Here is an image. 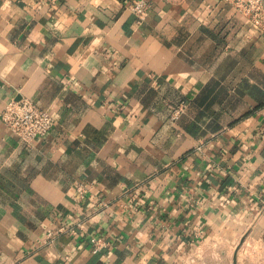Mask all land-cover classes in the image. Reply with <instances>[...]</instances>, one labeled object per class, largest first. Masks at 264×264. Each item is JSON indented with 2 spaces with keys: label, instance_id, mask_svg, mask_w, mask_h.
<instances>
[{
  "label": "crops",
  "instance_id": "0c3cea01",
  "mask_svg": "<svg viewBox=\"0 0 264 264\" xmlns=\"http://www.w3.org/2000/svg\"><path fill=\"white\" fill-rule=\"evenodd\" d=\"M12 98L53 125L0 118V264H264V27L224 0H0Z\"/></svg>",
  "mask_w": 264,
  "mask_h": 264
},
{
  "label": "built area",
  "instance_id": "2783aa9c",
  "mask_svg": "<svg viewBox=\"0 0 264 264\" xmlns=\"http://www.w3.org/2000/svg\"><path fill=\"white\" fill-rule=\"evenodd\" d=\"M224 1L240 14L247 16L256 27H264V0ZM130 9L139 20L143 18L145 4L142 1L131 4ZM183 109V106L175 107L171 118L175 119ZM0 118L8 132L25 144H30L36 137L45 135L53 125V118L50 113L28 98L9 99L0 114ZM261 212L264 213V203ZM93 242L95 249L101 246L99 239H93Z\"/></svg>",
  "mask_w": 264,
  "mask_h": 264
},
{
  "label": "clouds",
  "instance_id": "9594fccd",
  "mask_svg": "<svg viewBox=\"0 0 264 264\" xmlns=\"http://www.w3.org/2000/svg\"><path fill=\"white\" fill-rule=\"evenodd\" d=\"M100 0H93V3H99Z\"/></svg>",
  "mask_w": 264,
  "mask_h": 264
}]
</instances>
